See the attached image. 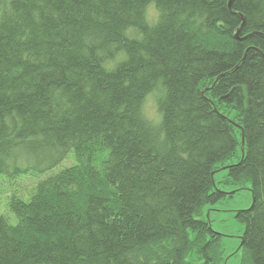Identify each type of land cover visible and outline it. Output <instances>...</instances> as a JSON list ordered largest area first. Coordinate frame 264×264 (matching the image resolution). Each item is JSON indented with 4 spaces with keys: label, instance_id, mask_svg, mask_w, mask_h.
I'll use <instances>...</instances> for the list:
<instances>
[{
    "label": "trees",
    "instance_id": "1",
    "mask_svg": "<svg viewBox=\"0 0 264 264\" xmlns=\"http://www.w3.org/2000/svg\"><path fill=\"white\" fill-rule=\"evenodd\" d=\"M228 1L0 0V264H222L203 207L245 183L264 264V0Z\"/></svg>",
    "mask_w": 264,
    "mask_h": 264
},
{
    "label": "rangeland",
    "instance_id": "2",
    "mask_svg": "<svg viewBox=\"0 0 264 264\" xmlns=\"http://www.w3.org/2000/svg\"><path fill=\"white\" fill-rule=\"evenodd\" d=\"M152 8H154L153 5ZM152 8L148 10L150 16L156 15ZM143 111L147 119L156 120L158 112L152 95L147 97ZM35 163H38L39 165H37L39 167L44 165L43 162L39 163L35 161ZM72 163L73 159L69 158L66 162L61 163L59 168L68 167ZM226 179L225 171H220L214 175V183H216L217 188L223 193L230 194L235 187L227 185V183H225ZM33 180V178H18L11 183L14 185V188H17L16 190L25 192L30 187L31 183L34 182ZM242 187L243 188L236 193L226 195L223 200L203 207V216L210 221L212 230L221 236V255L224 259L222 264H241V252L238 251V248L244 224L235 218V213L236 211L246 210L251 205L249 183H245ZM9 192H11L10 182L0 178V214L5 212L4 203L6 202V197ZM232 253H235V255L226 257Z\"/></svg>",
    "mask_w": 264,
    "mask_h": 264
},
{
    "label": "water",
    "instance_id": "3",
    "mask_svg": "<svg viewBox=\"0 0 264 264\" xmlns=\"http://www.w3.org/2000/svg\"><path fill=\"white\" fill-rule=\"evenodd\" d=\"M229 3H228V8H230L231 7V4H232V2H233V0H230V1H228Z\"/></svg>",
    "mask_w": 264,
    "mask_h": 264
}]
</instances>
